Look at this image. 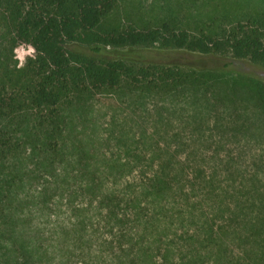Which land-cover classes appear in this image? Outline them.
<instances>
[{
  "label": "trees",
  "instance_id": "16d2710c",
  "mask_svg": "<svg viewBox=\"0 0 264 264\" xmlns=\"http://www.w3.org/2000/svg\"><path fill=\"white\" fill-rule=\"evenodd\" d=\"M212 8L154 13L124 0H0V264H41L48 245H63L66 238L90 259L97 245L114 264H264V0L254 8L215 0ZM21 43L37 56L17 69L13 49ZM135 47L143 51L139 60L100 54ZM179 53L251 68L238 71L236 83L254 101L263 128L246 132L253 116L241 119L236 112L226 133L238 139L246 133L247 141L258 142L260 153L242 160L252 181L229 175L234 185L223 188L199 156L188 158L190 172L181 174L172 157L146 164L138 158L144 169L128 190L96 185L86 169L73 173V155L83 162L80 145L67 144V102L123 86L181 96L189 87L206 97L210 88L231 84L224 69L181 62L174 57ZM210 158L212 168L221 161L228 171L243 172L236 158ZM189 188L202 198L195 200ZM78 195L89 202L75 206ZM57 199L71 204L70 227L46 228L47 237L39 227L30 229V215Z\"/></svg>",
  "mask_w": 264,
  "mask_h": 264
},
{
  "label": "rangeland",
  "instance_id": "374dc122",
  "mask_svg": "<svg viewBox=\"0 0 264 264\" xmlns=\"http://www.w3.org/2000/svg\"><path fill=\"white\" fill-rule=\"evenodd\" d=\"M124 1L125 4L133 5L137 10L154 13L164 9H173L175 12L187 14H195V11L204 13L212 11L215 4V0ZM201 1L202 6H200ZM230 1L247 8H254L259 2V0ZM100 54L106 58L118 55L139 60L142 58L143 51L136 47L118 51L106 49ZM174 57L188 64L224 69L222 71L227 74L231 84L227 86L225 83L222 91L217 87L210 88L206 97L199 93L198 89L189 87L183 88L185 93L181 96L176 92L170 94L144 92L123 86L115 91L85 94L82 98L67 102L62 110L67 125V144L80 145V156L83 162L82 164L75 162L76 156L73 155V173H79L81 169L84 172L88 170L87 175L95 174L96 185L102 182L104 186L128 190L132 181L135 182L138 178L140 170L144 169V165H136L138 158L141 159L142 164H146L152 157H172L178 161V164L174 165L179 167L178 173L181 174L182 171L190 172L191 164L185 161L191 156H199L208 159L204 167L208 172L214 170L219 174L218 179L223 181L221 185L223 188L234 185L233 181L227 177L229 175L235 176L236 181L244 179L252 181L251 167L246 168L242 165V160L250 159L260 153L258 142L255 143L253 137L247 141L246 133L241 139L226 133L228 130L226 121L232 116H229L230 114L236 112H239L241 119L247 115L253 116V119L246 121L253 129L245 128L246 132H261L263 128V118L256 109L254 101L248 96L247 91L240 90L236 83V73L249 72L252 71L251 68H247L240 62L225 65L228 58L215 56L179 53ZM262 75L264 76V72ZM215 121H220L218 130L213 127ZM241 141L243 150L240 155L237 149ZM210 157L236 158L242 165L237 171L243 172H234V174L233 170L228 171L230 167L221 161H216V168H212V164L209 163ZM191 176L192 174L187 175L184 181L190 183ZM86 181L85 178L81 180V182ZM257 181L256 184L261 185V180ZM74 182L76 185L78 180ZM187 192L194 196L195 200L202 198L196 189L189 188ZM73 202L75 206L83 207L89 202V198L78 195ZM69 205L71 204L66 199H57L56 204L51 205L45 212H33L29 218L30 229L39 227L47 237L49 233L46 228L53 230L63 224L70 227L73 220ZM15 235L20 238L23 233L17 230ZM91 251L92 259L85 252L72 248L68 238L63 245H56V241H53L48 245L41 264H114L112 256L101 252L97 245L93 246Z\"/></svg>",
  "mask_w": 264,
  "mask_h": 264
},
{
  "label": "clouds",
  "instance_id": "9594fccd",
  "mask_svg": "<svg viewBox=\"0 0 264 264\" xmlns=\"http://www.w3.org/2000/svg\"><path fill=\"white\" fill-rule=\"evenodd\" d=\"M13 52V59L18 60V63L16 64L17 69L25 67L29 57L34 60L37 56L36 49L30 44L25 45L21 43L17 48L13 49Z\"/></svg>",
  "mask_w": 264,
  "mask_h": 264
}]
</instances>
